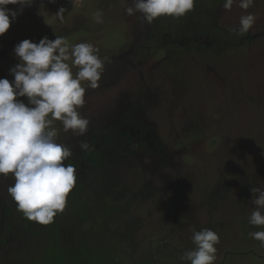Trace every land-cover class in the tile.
<instances>
[{
  "label": "rangeland",
  "instance_id": "374dc122",
  "mask_svg": "<svg viewBox=\"0 0 264 264\" xmlns=\"http://www.w3.org/2000/svg\"><path fill=\"white\" fill-rule=\"evenodd\" d=\"M222 4L196 0L151 24L127 14L134 0H33L18 12L0 35V78L14 79L17 43L45 36L93 44L105 67L98 87L82 82L86 133L54 122L77 177L64 210L29 220L0 175V264H187L190 225L218 233L215 264H264L248 236L261 230L248 223L250 189L264 187V0ZM246 12L253 27L230 32Z\"/></svg>",
  "mask_w": 264,
  "mask_h": 264
},
{
  "label": "clouds",
  "instance_id": "9594fccd",
  "mask_svg": "<svg viewBox=\"0 0 264 264\" xmlns=\"http://www.w3.org/2000/svg\"><path fill=\"white\" fill-rule=\"evenodd\" d=\"M33 0H0V35L15 21L19 11L30 6ZM237 0H223L222 7L231 10ZM196 0H134V7L126 8L128 15L137 13L144 23L151 24L161 16L174 19L185 16L194 9ZM255 0H238V6L247 10ZM8 5H19L18 9ZM65 9L56 15L61 20ZM102 23V14L94 16ZM256 16L246 12L239 19V26L229 31L239 36L254 25ZM18 63L9 69L12 81L0 78V175L11 177L7 191L17 209L29 220L40 224L51 223L67 203V195L76 183L74 165L64 163L72 156V150L57 143L55 121H60L65 132L75 135L86 133L89 121L78 109L85 104L86 89L96 88L105 63L98 49L88 42L70 44L63 36L39 42L24 39L14 46ZM71 62V64L69 63ZM75 67V74L72 69ZM27 98V103L19 99ZM87 149V143H81ZM252 211L248 223L261 230L248 233L264 247V187H252ZM194 247L184 252L181 259L187 264H215L218 233L209 228L191 226Z\"/></svg>",
  "mask_w": 264,
  "mask_h": 264
}]
</instances>
